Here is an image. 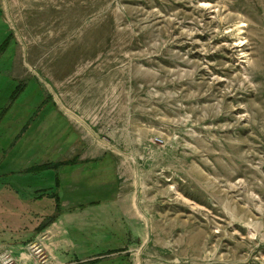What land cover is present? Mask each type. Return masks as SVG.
I'll list each match as a JSON object with an SVG mask.
<instances>
[{
    "label": "rangeland",
    "instance_id": "obj_1",
    "mask_svg": "<svg viewBox=\"0 0 264 264\" xmlns=\"http://www.w3.org/2000/svg\"><path fill=\"white\" fill-rule=\"evenodd\" d=\"M64 94L148 218L134 264H264V0H0V120L46 138Z\"/></svg>",
    "mask_w": 264,
    "mask_h": 264
},
{
    "label": "crops",
    "instance_id": "obj_2",
    "mask_svg": "<svg viewBox=\"0 0 264 264\" xmlns=\"http://www.w3.org/2000/svg\"><path fill=\"white\" fill-rule=\"evenodd\" d=\"M28 75L13 63L15 80ZM67 94V105L48 100L47 115L63 121L54 135L37 140L34 116L9 129L0 120V250L35 244L53 264H134V223L148 218L129 201L112 152L83 133Z\"/></svg>",
    "mask_w": 264,
    "mask_h": 264
},
{
    "label": "trees",
    "instance_id": "obj_3",
    "mask_svg": "<svg viewBox=\"0 0 264 264\" xmlns=\"http://www.w3.org/2000/svg\"><path fill=\"white\" fill-rule=\"evenodd\" d=\"M15 94H16V93H15ZM15 94H14V95H15Z\"/></svg>",
    "mask_w": 264,
    "mask_h": 264
}]
</instances>
